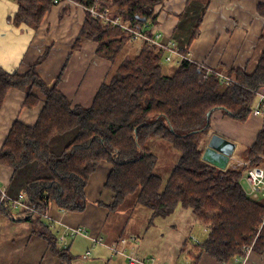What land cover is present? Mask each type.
Here are the masks:
<instances>
[{
    "label": "trees",
    "instance_id": "1",
    "mask_svg": "<svg viewBox=\"0 0 264 264\" xmlns=\"http://www.w3.org/2000/svg\"><path fill=\"white\" fill-rule=\"evenodd\" d=\"M15 1L18 10L14 22L34 27L53 4V0ZM72 1L86 12L74 47L83 39H93L98 43L96 52L113 62L90 106H71L57 88L59 79L45 82L36 71V63L24 74L0 67V106L9 87L26 90V106L40 97L44 100L35 123L15 120L0 149V163L14 171L36 162L22 190L25 202L41 211L50 203L69 212L83 211L89 177L101 161H106L110 167L104 187L112 192V200L98 201L99 205L115 210L128 195L136 194V203L150 209L151 220L170 215L180 204L206 225L207 237L194 240L189 251L193 264L202 252L219 261L235 259L249 245L264 255V200L250 197L240 183L247 168L264 161V129L247 148L248 164L235 169L205 161L200 145L209 128V111L221 109L241 121L252 111L256 91L264 86V49L251 73L217 68L234 78L228 85L213 73L204 78L205 69L187 59L166 60L165 49L141 38V46L131 58L116 62L124 43L135 38L121 26L92 15L89 8L119 17L129 27L153 36L148 27L155 21V7L162 0ZM194 1L206 6L211 0ZM196 33L197 25L191 37ZM176 45L181 53L188 52V44ZM163 61L175 63V67L165 71ZM73 128L76 134L62 152L57 155L51 151V137ZM155 138L179 152L166 178L156 172L157 156L148 146ZM53 250L61 258L68 256L55 245Z\"/></svg>",
    "mask_w": 264,
    "mask_h": 264
},
{
    "label": "crops",
    "instance_id": "2",
    "mask_svg": "<svg viewBox=\"0 0 264 264\" xmlns=\"http://www.w3.org/2000/svg\"><path fill=\"white\" fill-rule=\"evenodd\" d=\"M17 5L15 0H0V67L9 73L24 74L36 63V71L45 82L51 84L59 79L57 88L70 100L71 106H90L101 84L109 77L113 62L96 52L98 43L93 39H83L78 47H74L85 19L84 7L72 0L53 2L45 11L39 25L34 27L25 22H14ZM155 11L156 19L148 27L150 32H160L164 40L173 38L178 46L188 44L185 47L189 48L187 58L190 60L215 70L237 68L248 73L255 70L264 49V0H211L206 6L194 0H162L155 7ZM196 25L197 33L191 37ZM141 43V39L135 38L127 40L124 45L130 44L136 53ZM172 60H176V57ZM172 64L175 63L164 62L163 69L170 71L175 67ZM259 90L264 94V86ZM26 95V90L16 87H9L5 93L0 106V149L15 120L33 125L41 112L43 98L40 97L32 106H26ZM258 101L257 97L256 103ZM256 103L243 121L233 118L221 109L212 111L209 128L201 136V147L205 148L211 134H219L235 144L229 166L247 165V148L264 129V115L254 111ZM75 134L76 128L54 134L49 140L51 151L60 154ZM161 142L165 141L156 140L150 144L159 147ZM235 151L243 153L242 156L236 155ZM168 152L176 158V153ZM35 166L36 162L30 161L14 171L11 166L0 163V185L11 196H16L24 189ZM109 167L108 163V169ZM260 199L264 200V197ZM45 210L72 226L81 225L76 221L72 222V212L59 209L54 203H50ZM52 228L55 227H50L43 215L31 214L4 203L0 208V264H62V261H70L72 255L69 251L78 235L71 237L68 247L63 248L60 242H56L57 229ZM100 230L101 228L95 233L92 232V235L103 238L102 233H98ZM129 235L139 239V257L144 259L154 256L161 264H193L189 251L193 249L194 240H201L190 236L188 240H181L178 244L180 246L171 248L162 243L156 246L153 237L146 235V232ZM106 236L108 244L124 237L117 235L110 240L109 236H113V231L107 228ZM88 240L85 254L92 253L99 258H105L100 253L108 251L112 257L117 255ZM54 245L64 249L68 256L59 257L53 250ZM126 247L132 248V243ZM236 258L219 261L202 252L196 264H236ZM105 259L112 264L109 258ZM119 259L127 264L125 257L120 256ZM263 262L264 255L251 250L243 264ZM78 264L84 263L79 261Z\"/></svg>",
    "mask_w": 264,
    "mask_h": 264
},
{
    "label": "rangeland",
    "instance_id": "3",
    "mask_svg": "<svg viewBox=\"0 0 264 264\" xmlns=\"http://www.w3.org/2000/svg\"><path fill=\"white\" fill-rule=\"evenodd\" d=\"M134 54L135 52L132 46L130 44H125L121 48L116 62L131 58ZM156 140L162 141V139L160 140L159 138H155L152 141ZM150 143L148 146L152 147L151 150L157 156L155 170L163 178H166L176 163L179 152L173 149L166 141L161 142L162 146L159 145V147L156 144L152 145ZM168 151L176 153V158L174 159V155ZM239 152L237 153L235 151L236 155L240 154V156H242L243 153ZM108 170V162L101 161L92 173V178L85 189L86 208L83 211L72 212V222L76 221L81 224L90 235L101 228L98 233H102L103 241L108 243L106 228L113 231V236H109L110 240L111 238H116L117 235L120 237L129 236V234H134V232H146V235H151L153 237L156 246H160L162 243L165 247L171 248L172 246L178 245L181 240H188L190 236H195L201 240L207 237L208 232L206 230V225L195 218L190 208H183L180 204L176 206L170 215L166 217H154L152 220L150 218V209L142 204L136 203V194L128 195L124 202L115 210H109L106 206L99 205L98 201L108 203L112 200V192L104 187V181ZM241 186L243 189L247 188L246 180L243 178L241 180ZM111 226L113 228H111ZM52 229L58 230V228ZM54 233H56V231H54ZM57 239L58 236L56 237V242ZM86 240L88 239L78 235L72 243L71 251H69L72 255L70 261H62V264H78L79 261L84 264H109L105 259L106 257L111 260L112 264H123L119 259L122 255L117 254L112 257L108 251L100 253L105 258H99L95 254L92 255V253L85 254L87 249ZM97 246L110 251V249L103 244H97ZM154 252L157 253V251Z\"/></svg>",
    "mask_w": 264,
    "mask_h": 264
},
{
    "label": "built area",
    "instance_id": "4",
    "mask_svg": "<svg viewBox=\"0 0 264 264\" xmlns=\"http://www.w3.org/2000/svg\"><path fill=\"white\" fill-rule=\"evenodd\" d=\"M54 2H58V0H53ZM80 5V4H79ZM82 6V5H81ZM83 7V6H82ZM89 11L94 16H98L111 23L112 25H119L122 28L126 29L129 33H132L134 38H141L153 43L163 49L166 50L167 56L166 60L171 61L173 58L185 59L188 57V52L183 54L179 51L176 42L170 38L164 40L161 33H155L153 37L151 35H147L145 32H142L139 29L131 28L126 23L120 20L119 17H109L105 15L104 12H99L94 9V7H90ZM199 67L205 69L204 78H206L209 74L213 73L218 75L221 82L225 85H228L232 81H235L232 76L226 75L223 71H216L212 67L206 66L203 63H197ZM256 95L258 97V102L256 103L255 112L261 113L264 115V94L260 92V90L256 91ZM264 160V157H263ZM232 168H238L237 164H234ZM242 178L246 180L247 188L244 191L252 198L259 199L264 197V161L262 164L253 165L247 168L242 174ZM8 203L13 206L15 209H23L31 214H42L45 219H47L50 227L58 228V241L61 243V246L65 248L67 246L68 240L71 237L81 235L90 239L93 244H103L107 246L112 253L122 255L127 259V264H161L154 256H150L142 259L137 254V246L139 239L131 235L121 237L117 242L107 243L103 241L102 237L92 236L90 235L84 227L80 226H72L66 223L62 218H58L52 216L48 211H41L32 205H29L25 202V196L22 192H19L16 196H11L6 188L0 185V208L4 205V203ZM116 243V244H115ZM132 248H128L126 246L131 245ZM244 254L238 256L236 258V264H243L251 251V245L247 246L244 249Z\"/></svg>",
    "mask_w": 264,
    "mask_h": 264
},
{
    "label": "water",
    "instance_id": "5",
    "mask_svg": "<svg viewBox=\"0 0 264 264\" xmlns=\"http://www.w3.org/2000/svg\"><path fill=\"white\" fill-rule=\"evenodd\" d=\"M212 111L207 113L208 123ZM234 149L235 144L232 141L213 133L207 140V145L202 152V158L217 167L225 168L230 161Z\"/></svg>",
    "mask_w": 264,
    "mask_h": 264
},
{
    "label": "bare ground",
    "instance_id": "6",
    "mask_svg": "<svg viewBox=\"0 0 264 264\" xmlns=\"http://www.w3.org/2000/svg\"><path fill=\"white\" fill-rule=\"evenodd\" d=\"M54 2V1H53ZM58 2H59V0H58ZM54 3H57V2H54ZM92 14V13H91ZM108 16V15H107ZM110 17V16H109ZM124 29V28H123ZM126 30V29H125ZM155 33H160V32H155ZM155 33H153V35L155 34ZM153 37V36H152ZM184 59V58H183ZM185 59H187V60H189V61H191L192 63H196L195 61H192V60H190L189 58H185ZM197 64V63H196ZM206 145H207V143H206ZM204 150V149H203ZM203 152V151H202ZM241 180H242V176L240 177V183H241ZM260 199V198H259ZM46 211V210H45Z\"/></svg>",
    "mask_w": 264,
    "mask_h": 264
}]
</instances>
